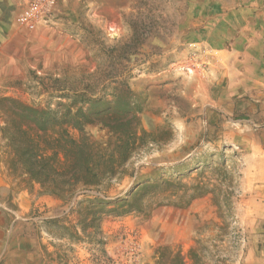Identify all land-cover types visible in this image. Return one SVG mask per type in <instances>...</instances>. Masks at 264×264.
Returning a JSON list of instances; mask_svg holds the SVG:
<instances>
[{"label": "rangeland", "instance_id": "374dc122", "mask_svg": "<svg viewBox=\"0 0 264 264\" xmlns=\"http://www.w3.org/2000/svg\"><path fill=\"white\" fill-rule=\"evenodd\" d=\"M34 3L31 28L19 17ZM43 31L84 54L56 58ZM4 96L83 107L107 152L110 126L135 142L116 177L71 201L0 165V264H158L199 240L205 264H264V0H0Z\"/></svg>", "mask_w": 264, "mask_h": 264}, {"label": "trees", "instance_id": "16d2710c", "mask_svg": "<svg viewBox=\"0 0 264 264\" xmlns=\"http://www.w3.org/2000/svg\"><path fill=\"white\" fill-rule=\"evenodd\" d=\"M0 105V116L4 120L0 165L14 181L26 188L38 184L41 193L71 201L81 191L99 188L105 180L116 177L132 156L135 142L133 128L110 126L116 141L111 151L107 152L108 148L103 143L91 139L85 132L88 112L83 107L73 115L70 110L37 108L10 96L1 97ZM112 108L109 107V110ZM197 192L192 198L213 191L205 189ZM96 200L87 199L92 204H96ZM219 209L224 218L223 207L219 205ZM204 249L201 240L188 255L164 247L157 263L164 264L163 258H166L170 259V264H205ZM217 264H225V260L218 259Z\"/></svg>", "mask_w": 264, "mask_h": 264}, {"label": "crops", "instance_id": "0c3cea01", "mask_svg": "<svg viewBox=\"0 0 264 264\" xmlns=\"http://www.w3.org/2000/svg\"><path fill=\"white\" fill-rule=\"evenodd\" d=\"M51 34V48L56 58L60 59L64 56H82L84 48L81 42L71 35L60 31H43L41 34Z\"/></svg>", "mask_w": 264, "mask_h": 264}, {"label": "built area", "instance_id": "2783aa9c", "mask_svg": "<svg viewBox=\"0 0 264 264\" xmlns=\"http://www.w3.org/2000/svg\"><path fill=\"white\" fill-rule=\"evenodd\" d=\"M39 11V4L34 3L31 7V10L28 13L23 14L21 17H19V20L21 22H26L31 28H34L35 24L33 22V19L36 17Z\"/></svg>", "mask_w": 264, "mask_h": 264}, {"label": "bare ground", "instance_id": "6f19581e", "mask_svg": "<svg viewBox=\"0 0 264 264\" xmlns=\"http://www.w3.org/2000/svg\"><path fill=\"white\" fill-rule=\"evenodd\" d=\"M189 71H190L192 74L196 73V72H195L196 70H194V69H192V68H189ZM201 83H202V81H201Z\"/></svg>", "mask_w": 264, "mask_h": 264}]
</instances>
